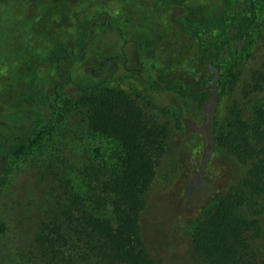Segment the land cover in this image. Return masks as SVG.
Returning a JSON list of instances; mask_svg holds the SVG:
<instances>
[{"label":"rangeland","instance_id":"obj_1","mask_svg":"<svg viewBox=\"0 0 264 264\" xmlns=\"http://www.w3.org/2000/svg\"><path fill=\"white\" fill-rule=\"evenodd\" d=\"M252 3L260 6V0H0V223L12 228L22 218L28 245L39 222L42 189L32 153L12 157L32 132L44 130L45 152L58 149L54 154L68 162L87 155L115 161L118 144L88 132L68 108L76 95L122 89L167 125L166 149L139 216L144 243L154 264H203L191 248L193 227L243 170L216 137L229 100L251 90V76L264 64V33L258 39L255 31L247 49L222 58L195 30L203 29L205 40L208 26L219 35L226 12L239 19ZM109 31L112 42L104 38ZM204 52L216 58L205 61ZM86 77L95 83L76 86ZM38 90L48 98L42 106ZM70 176L80 186V177ZM258 202L259 229L245 237L264 253V191ZM0 234L6 264L20 235Z\"/></svg>","mask_w":264,"mask_h":264},{"label":"trees","instance_id":"obj_2","mask_svg":"<svg viewBox=\"0 0 264 264\" xmlns=\"http://www.w3.org/2000/svg\"><path fill=\"white\" fill-rule=\"evenodd\" d=\"M246 10L239 19L226 12L228 26L219 35L212 26L207 27V40L203 29L195 30V35L206 48L213 45L222 50V58L233 50L247 49L255 31L258 39L259 31L264 33V21L258 24L264 15V0ZM113 35L109 31L104 38L112 42ZM204 57L210 62L215 56L204 52ZM105 66L91 68L90 77ZM90 77L76 86L95 83ZM251 80L250 91L241 99L229 100L216 137L243 170L229 180L210 211L193 227L191 248L203 264H264V253L245 237L259 229L258 196L264 191V64ZM36 98L39 106L48 101L42 90ZM72 101L68 112L76 109L88 132L118 144L112 156L116 159L107 162L87 155L79 162H68L54 154L58 149L45 152L39 142L44 130L18 143L12 157L32 153L30 162L42 199L39 222L30 231L28 245L21 233L22 218L12 228L0 223V233L20 235L6 264H154L140 233L139 216L166 149L167 125L146 113L122 89H95ZM93 151L100 153L98 148ZM72 174L80 177V186L74 184Z\"/></svg>","mask_w":264,"mask_h":264}]
</instances>
